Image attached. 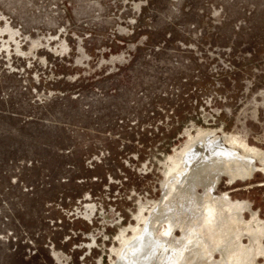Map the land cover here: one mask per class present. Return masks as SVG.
Returning a JSON list of instances; mask_svg holds the SVG:
<instances>
[{
  "label": "rangeland",
  "instance_id": "rangeland-1",
  "mask_svg": "<svg viewBox=\"0 0 264 264\" xmlns=\"http://www.w3.org/2000/svg\"><path fill=\"white\" fill-rule=\"evenodd\" d=\"M202 136L256 152L211 195L264 264V0H0V264H114Z\"/></svg>",
  "mask_w": 264,
  "mask_h": 264
},
{
  "label": "bare ground",
  "instance_id": "bare-ground-1",
  "mask_svg": "<svg viewBox=\"0 0 264 264\" xmlns=\"http://www.w3.org/2000/svg\"><path fill=\"white\" fill-rule=\"evenodd\" d=\"M215 139L206 141L202 136L197 141H192L190 146L170 163L165 174L167 180L163 184L167 193H164L156 210L149 212L150 217L144 219V227L123 241L116 254L117 262L114 264H243L241 260L247 257L253 260L259 255V250L252 245L260 243L262 236L259 239L253 237L256 232L251 233L253 243L243 246L241 233L238 234L237 229L239 225L233 227V224L239 221L235 212L241 203L234 204L225 196L214 198L211 195L214 183L223 174L229 178V183L238 178L241 180L251 177L257 168L249 159L256 152L239 148L228 139H225V142L230 148L226 149L222 142ZM235 149H240L244 155L238 156ZM198 186L209 188L205 190L202 200L196 194ZM172 194L177 196L180 206L193 210L195 219L191 224L182 225L174 220L175 213L173 214L170 206L173 203ZM153 223L164 228L162 238L154 235L156 226L153 227ZM176 228H180V238L173 234ZM248 230L245 231L246 234L252 232ZM206 238H212L213 243H208ZM214 251L219 253L220 262L212 259Z\"/></svg>",
  "mask_w": 264,
  "mask_h": 264
}]
</instances>
